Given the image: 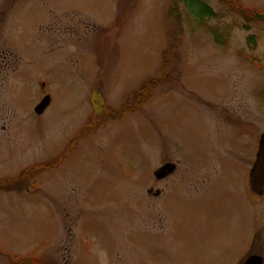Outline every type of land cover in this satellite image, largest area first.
I'll return each instance as SVG.
<instances>
[{"label":"rangeland","instance_id":"obj_1","mask_svg":"<svg viewBox=\"0 0 264 264\" xmlns=\"http://www.w3.org/2000/svg\"><path fill=\"white\" fill-rule=\"evenodd\" d=\"M235 1L0 0V181L71 148L0 191V264L264 258V0Z\"/></svg>","mask_w":264,"mask_h":264},{"label":"trees","instance_id":"obj_2","mask_svg":"<svg viewBox=\"0 0 264 264\" xmlns=\"http://www.w3.org/2000/svg\"><path fill=\"white\" fill-rule=\"evenodd\" d=\"M228 1L231 2L233 0H228ZM234 2H236V1L234 0ZM242 11H244V10H242ZM246 13H248V12H246ZM248 14H250V13H248ZM253 16H255L253 18H256V19H259V18L264 19V14H262V13L261 14H253ZM257 23H259V22H257ZM173 50L174 49L168 50L164 56L165 61L162 65V70L165 73V76L167 75L165 69H166L167 63L169 62V55L173 52ZM160 82H162V81L154 79V80H151V81L145 83L141 87V89L135 94L134 101H132L131 103H128L127 105L122 107L120 110H112L110 108L105 109L104 114H105L106 121L111 120V119L112 120H121L127 114H131V113L138 111L144 104H146L150 100L152 93L158 87ZM97 124H99V123H97ZM100 124H99V126H100ZM70 150H71V148H70ZM70 150L68 153H65L64 155H62L61 158H59L58 160H55L51 163L44 164V165H35L32 168L26 169L17 179H14L11 181H0V191H7V189L9 187L12 190V188L16 187L17 184H19L20 182H24L27 180L29 181L31 178L36 176L35 173H38V172L39 173H47V172L57 168L64 161V159H66L68 157ZM11 186H13V187H11ZM10 188L8 190H10ZM14 260H16V259L14 258ZM21 264H23V263H21ZM27 264H41V263H39L38 261L29 262V260H28Z\"/></svg>","mask_w":264,"mask_h":264},{"label":"water","instance_id":"obj_3","mask_svg":"<svg viewBox=\"0 0 264 264\" xmlns=\"http://www.w3.org/2000/svg\"><path fill=\"white\" fill-rule=\"evenodd\" d=\"M50 105L51 98L48 96L36 107L35 113L42 116ZM250 188L259 196L264 194V134L260 139L256 162L250 172ZM244 264H264V260L260 256H252Z\"/></svg>","mask_w":264,"mask_h":264},{"label":"bare ground","instance_id":"obj_4","mask_svg":"<svg viewBox=\"0 0 264 264\" xmlns=\"http://www.w3.org/2000/svg\"><path fill=\"white\" fill-rule=\"evenodd\" d=\"M45 113H46V112H45ZM45 113H44V114H45Z\"/></svg>","mask_w":264,"mask_h":264}]
</instances>
